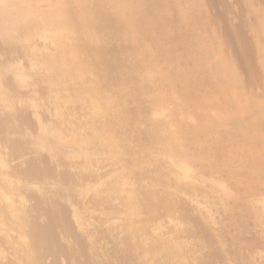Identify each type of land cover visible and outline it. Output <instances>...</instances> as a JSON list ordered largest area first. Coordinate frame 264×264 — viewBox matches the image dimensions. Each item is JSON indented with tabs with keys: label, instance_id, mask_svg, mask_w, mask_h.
Listing matches in <instances>:
<instances>
[{
	"label": "bare ground",
	"instance_id": "1",
	"mask_svg": "<svg viewBox=\"0 0 264 264\" xmlns=\"http://www.w3.org/2000/svg\"><path fill=\"white\" fill-rule=\"evenodd\" d=\"M207 1L0 0V232L17 231L21 257L34 264L221 258L220 241L197 223L189 226L195 246L184 230L159 233L153 245L148 232L150 217L187 213L169 160L192 155L211 170L222 162L239 177L244 165L257 188L264 181V94L243 95L264 78V10L219 34ZM175 92L229 111L201 120L185 147V131L149 118L153 102ZM247 210L233 213L235 221ZM231 240L236 249L243 244Z\"/></svg>",
	"mask_w": 264,
	"mask_h": 264
},
{
	"label": "rangeland",
	"instance_id": "2",
	"mask_svg": "<svg viewBox=\"0 0 264 264\" xmlns=\"http://www.w3.org/2000/svg\"><path fill=\"white\" fill-rule=\"evenodd\" d=\"M207 7L210 11L213 24L216 26L218 33L221 34L227 28H233L251 20L256 11L264 10V0H254L252 3H249L247 0H211L207 1ZM241 78L243 80H249L248 73L243 71ZM263 94L264 78L262 77L256 78L250 85L243 89V95L246 98H251L253 96L260 97ZM205 99L206 98H203L201 95L192 94L186 101L180 93H172L166 100H160L157 103L156 101L153 102L150 108L149 118L152 121L163 123L171 131H185L186 134L184 137H186L187 140L184 142V145L185 147H189L188 144L196 139V135L189 132L190 129L193 130L197 128L203 119L217 120L226 110L229 111L227 107L225 110L217 102L205 104ZM136 117L137 115L134 116L131 123L135 121ZM235 144L239 146L242 143ZM227 150L234 153V149L231 147L227 148ZM137 157H141V155ZM12 162L13 165L21 163L19 159H15ZM167 162H169V164L170 162L172 163V165L170 164V166H172L171 168H174L172 170L183 183L182 186H185V189L183 188L184 191L179 189L181 184L178 188L174 186L175 189L172 187L174 189L172 192L174 193L176 190H180L179 194L175 192V195L177 193L179 196L177 195L176 197H179L178 199L185 203V210H187V213L183 215L180 214L181 212L179 211H176V213L175 211H171L162 212L163 214L161 213V216L157 214L159 218L155 215L154 217L157 219L150 217L151 220L154 219V221L152 220L150 222L151 224L149 226L151 229L148 230V232L154 235L151 236L149 234L150 238L152 237V239H149V244H154L151 242L156 239L154 236L159 233L174 234L180 230L185 231L184 228H186L188 231H183V235L186 234L184 239L188 243L187 239L189 238V243L192 241V246H195L197 239L194 234L191 236L192 233H189V226H191L192 223H197L200 227L207 228V230L213 232L215 237L220 241L219 243L222 251V255H220L221 258H216L206 264H264V181L259 185L260 188H257V185H255L253 181L251 182V179L254 178L252 177L251 170L248 166L244 165L241 167L243 169H241L243 171L241 178L239 177L241 173L238 176L236 174L234 175L235 168L232 172V170H230L232 168L228 169L221 162L218 166L219 168L217 167L211 170V168L200 163V161L192 155H182V157H179L175 161L169 160ZM169 164L167 163V166ZM110 171V168H105L104 170L105 174H107V172L109 174ZM234 178L237 179L235 180ZM262 179L264 180V177ZM127 185L128 182H125L124 186ZM248 185H250V187ZM26 190L27 189L24 188L27 194ZM23 194L25 195V193L22 192V195ZM15 199H17V196ZM240 204L242 207L244 204L246 206L241 208ZM238 209L239 211L243 209L245 212L248 209L247 218L244 222L235 221L233 213L237 214V212H239ZM96 212H100V210ZM93 213L95 212L93 211ZM148 215L146 216L149 217ZM4 229L7 233L8 228L4 227ZM226 237L228 238L226 239ZM232 237L243 242L239 248L237 247L239 250L235 247L238 245L232 242ZM21 243L22 240L19 238L17 231L14 230L7 236L0 232V262L8 261L15 264H34L26 257H21L22 253L21 250H19ZM226 246L230 249L226 248ZM236 250L238 255L235 256ZM230 252L232 253L230 254ZM223 255L225 256L222 257Z\"/></svg>",
	"mask_w": 264,
	"mask_h": 264
}]
</instances>
